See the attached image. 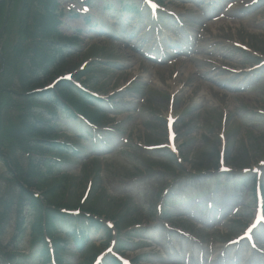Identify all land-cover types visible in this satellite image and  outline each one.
Returning a JSON list of instances; mask_svg holds the SVG:
<instances>
[{"label":"rangeland","instance_id":"obj_1","mask_svg":"<svg viewBox=\"0 0 264 264\" xmlns=\"http://www.w3.org/2000/svg\"><path fill=\"white\" fill-rule=\"evenodd\" d=\"M168 3L180 8L177 3L169 1ZM230 13L231 17L228 20L222 21V19H219L216 23L210 24L208 31L201 33L202 37L198 39L200 45L196 51L200 52L208 61H204L194 68H189L185 64V66L181 65L176 68L158 67L147 62L142 64L141 61L144 59L137 52L129 49L124 44L116 45L115 41L112 42L113 40H105L109 46H105V49H109V51L104 57L110 58L114 63L121 61L127 66L124 70L123 65L118 66L117 70L111 66L107 68L108 74L100 73L103 80H108L106 85L110 88L116 87L126 81L133 74L132 72L153 81L150 87L151 93L147 89L148 85L142 90L147 97V101L141 114L137 116V119L134 120L135 123L132 125L133 136L136 140H142L145 137L154 139L158 133L160 137L165 132L164 122L161 119H163L162 117L165 116L168 109L165 103L168 100L166 93L176 91V112H178V116L186 114L185 120H181L178 127L182 132L190 133L189 137L184 138L182 136L180 140L181 142L188 140L185 147L188 158H194L191 152L194 153V156L196 153L199 154V157L205 158V160L212 158L213 152H211L212 147L210 145L211 143L219 144L218 133L221 129L222 113H227L231 153L237 157L249 153L250 159H257L256 157L260 154L257 143H260L264 148V137H254L250 132L255 135L258 134L257 136H263L261 134L264 130V124H261L259 129L247 125L245 124V115L249 107L264 109V89H260L259 92L233 90L227 83L222 67L238 66L239 62L247 60L245 55L242 56L240 50L233 45L234 42L246 44L250 49L264 53V7L250 12L244 11L241 14L236 10H232ZM65 17L71 19L67 14ZM79 22L71 20L70 25ZM65 28L69 29L67 26ZM98 44L100 46L104 45L102 42ZM118 70H123V72L117 75ZM109 71H112L114 75ZM188 81L189 84H187ZM154 92H156L155 95ZM139 162V159L121 156L118 161L107 165L109 167L108 173L111 177L118 176L117 178H121L124 171L137 170V167H140ZM120 163L130 167L118 169ZM118 191H122V188L119 187L114 191L110 189V195L117 194ZM132 192L137 195L139 188L132 189ZM135 198L139 203L142 201L136 196ZM122 201L119 200L118 203ZM234 230L237 229H227L224 234L216 233L215 235L220 239L229 238L238 233L233 234ZM12 232L13 229H5L1 239L5 242L8 241ZM29 248L28 239L20 245V250L25 253ZM154 264L164 263L156 259Z\"/></svg>","mask_w":264,"mask_h":264},{"label":"trees","instance_id":"obj_2","mask_svg":"<svg viewBox=\"0 0 264 264\" xmlns=\"http://www.w3.org/2000/svg\"><path fill=\"white\" fill-rule=\"evenodd\" d=\"M5 118L0 117V151L2 153L1 145L8 143V146L11 148V154L13 155L8 158L9 163H13L16 170L19 172L17 173V181L19 187V194L21 198L24 196L28 199H32L35 201V205L43 207V203L41 199L35 197L34 194L31 192V188L36 187L37 189L43 192V196L47 201V208H48V220H51L52 212L55 211L56 208L62 205V202L59 201L57 198L53 196L54 190L44 181L42 178L41 182L39 178L35 177L36 172L31 169H24L21 167V162L17 157V146L20 144L22 146H26L29 138L34 133L35 128L33 126L27 125L24 120L18 121L16 123H6ZM53 233V229H50V234ZM43 253V252H42ZM58 258L61 257L60 250H57Z\"/></svg>","mask_w":264,"mask_h":264}]
</instances>
